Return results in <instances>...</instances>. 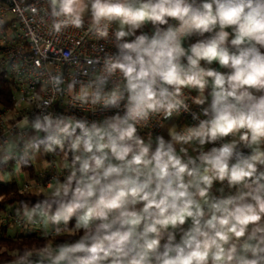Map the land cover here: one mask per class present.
<instances>
[{"label":"clouds","instance_id":"1","mask_svg":"<svg viewBox=\"0 0 264 264\" xmlns=\"http://www.w3.org/2000/svg\"><path fill=\"white\" fill-rule=\"evenodd\" d=\"M47 5L50 35L84 28L86 15L97 39L117 25L116 52L87 82L67 84L79 105L115 111L92 122L41 112L24 121L33 135L4 149L0 165L18 150L21 160L41 148L72 155L62 181L15 209L41 243L8 264H264V0ZM49 82L59 91L64 79ZM184 113L199 123L154 148L140 134L153 117ZM65 232L76 234L52 241Z\"/></svg>","mask_w":264,"mask_h":264},{"label":"built area","instance_id":"2","mask_svg":"<svg viewBox=\"0 0 264 264\" xmlns=\"http://www.w3.org/2000/svg\"><path fill=\"white\" fill-rule=\"evenodd\" d=\"M47 7V0H0V72L6 73L13 86L11 107L0 112V157L10 142L20 143L22 137L27 138L29 128L24 121L32 120L41 112L52 113L53 116L74 115L92 122L103 120L115 111L81 106L67 89V84L73 79L87 82L94 72L100 70L104 59L116 52L115 24L106 40L97 39L87 32L90 23L87 19L82 29L68 28L60 35H50L51 17L45 12ZM32 8L37 11L32 12ZM37 60L41 64L39 68L36 67ZM57 74H62L64 79L59 91L49 82L50 76ZM37 94L42 99H35ZM189 104L192 112L201 113L199 106L191 101ZM204 118L200 115V119ZM171 119L185 122L179 130L199 123L188 113L174 115ZM166 121L162 117H153L146 127L140 129V134L143 138L156 136ZM212 146L205 147L209 150ZM20 156L22 151L18 150L16 160L7 164L17 163ZM67 174L68 170H59L44 185L54 178L62 181ZM38 186L24 184L21 191L30 192ZM219 187L216 184L214 191ZM10 218H13L11 211L7 210L0 215V224Z\"/></svg>","mask_w":264,"mask_h":264},{"label":"crops","instance_id":"3","mask_svg":"<svg viewBox=\"0 0 264 264\" xmlns=\"http://www.w3.org/2000/svg\"><path fill=\"white\" fill-rule=\"evenodd\" d=\"M85 19L90 21V17L88 15L85 16ZM117 28V25L115 24V29ZM151 27L147 29V31H151ZM195 37L192 38V42L195 41ZM187 46V42L186 45ZM207 106V105H205ZM185 124L184 121L180 119H171L165 122L163 125L162 130L159 132L156 136H151V139L153 141V148L155 147V139L157 136H163L166 141L170 140L169 131L173 128L175 130H179L181 127H183ZM33 133L29 130L27 138L31 137ZM149 137L144 138L145 141L148 140ZM13 142H10L12 144ZM9 144V145H10ZM180 145H177V150H179ZM189 148V155L195 156L197 153L193 151V146H187ZM203 150H208L205 146ZM53 155V157H52ZM65 157H62V156ZM72 159L71 153L65 154V152H61L59 149L55 153H44L43 149L41 148L39 153L32 154L29 153L28 157H25L22 161H27V163L30 164V166L33 168L35 176H31L28 171H24L21 168V159L19 157V161L17 163L7 164L5 166H2L0 168V181H6L9 182L11 179H15L18 181L19 186L22 188L24 184H39L38 187L33 188L30 192L33 194H41L43 192V189L45 188L44 185L50 178L51 175H53L55 172L59 170H68L67 168L63 167L65 163H70ZM69 171V170H68ZM1 183V182H0ZM41 186V187H40ZM40 187V189H38ZM38 191V192H36ZM40 192V193H39ZM0 228H4L0 224ZM5 232L4 234L7 235L8 231L4 228ZM27 233V232H26ZM36 233L37 232H32ZM76 234L74 232H65L61 234ZM39 235V234H38ZM179 238V237H177Z\"/></svg>","mask_w":264,"mask_h":264},{"label":"trees","instance_id":"4","mask_svg":"<svg viewBox=\"0 0 264 264\" xmlns=\"http://www.w3.org/2000/svg\"><path fill=\"white\" fill-rule=\"evenodd\" d=\"M13 93V86L11 80L5 72H0V112L6 108H10V99ZM43 149V148H42ZM2 166H0L1 168ZM21 168L28 171L31 176H35L33 168L29 163L21 160ZM43 199L42 194H33L31 192H22L18 181L15 179L9 182L0 183V215H3L9 208H17L20 203L27 202L31 207L36 201ZM4 228H0V264H8L13 258L16 249L23 247H36L41 241L36 233H24L18 237H9L4 234ZM75 234H61L60 237H52V241L57 238H68Z\"/></svg>","mask_w":264,"mask_h":264},{"label":"rangeland","instance_id":"5","mask_svg":"<svg viewBox=\"0 0 264 264\" xmlns=\"http://www.w3.org/2000/svg\"><path fill=\"white\" fill-rule=\"evenodd\" d=\"M52 157H53V155H52ZM62 157H65V156L63 155ZM11 180H13V179H11ZM0 182L2 183L4 181H2V179H1ZM40 187L38 189H40ZM36 192H38V191H36ZM15 209H16L15 207L8 209V210L11 211V214H12V217L13 218H10V219L5 220L1 224V226L4 227L8 231L7 236H9V237H18L20 234H24V233L27 232V230L22 229L19 226V224L16 222L17 218H16V215H15Z\"/></svg>","mask_w":264,"mask_h":264}]
</instances>
